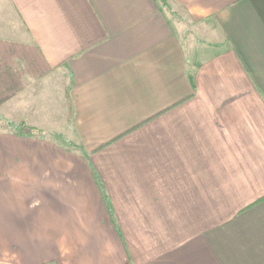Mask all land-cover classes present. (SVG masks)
<instances>
[{
	"label": "crops",
	"instance_id": "1",
	"mask_svg": "<svg viewBox=\"0 0 264 264\" xmlns=\"http://www.w3.org/2000/svg\"><path fill=\"white\" fill-rule=\"evenodd\" d=\"M169 2L4 1L0 262L264 264V0Z\"/></svg>",
	"mask_w": 264,
	"mask_h": 264
},
{
	"label": "trees",
	"instance_id": "2",
	"mask_svg": "<svg viewBox=\"0 0 264 264\" xmlns=\"http://www.w3.org/2000/svg\"><path fill=\"white\" fill-rule=\"evenodd\" d=\"M163 1L166 3V0H162V2ZM21 58L23 59L24 65L16 66V63H19ZM44 64L40 52L36 51L34 45L0 38V85L6 84L8 80H16L18 84L12 87H6V85L0 87V99L8 97L24 87L23 79H21L22 75L29 72L34 76H39L48 71L49 67H46ZM0 115L6 122L8 121L14 127L18 128L24 125L23 122H16L8 119L2 114ZM21 130L25 133H31L33 128L27 126L25 129ZM107 208L111 211L109 203Z\"/></svg>",
	"mask_w": 264,
	"mask_h": 264
},
{
	"label": "rangeland",
	"instance_id": "3",
	"mask_svg": "<svg viewBox=\"0 0 264 264\" xmlns=\"http://www.w3.org/2000/svg\"><path fill=\"white\" fill-rule=\"evenodd\" d=\"M4 1L5 0H0V9H2V12H6L7 11V9H8V5H4L3 3H4ZM160 3L163 5V6H165V8L168 10V11H170L173 15H176L177 17H181L182 18V20L184 21V20H186L184 17H182V16H180V14L177 12V9L174 7V6H172L171 5V3L169 2V0H166V3H164V1L162 2V0H160ZM191 24V22L190 23H188V25H190ZM192 31V30H191ZM190 31V32H191ZM192 33V32H191ZM197 36V35H196ZM199 40H200V38H199ZM23 59L21 58V60H20V62L19 63H16V66H23L24 65V62L22 61ZM25 75L26 74H24V75H22L21 76V79H23V83H25L24 82V78H25ZM18 83H19V80H18ZM6 85V87H12V86H17L18 84H17V81L16 80H14V81H9L8 80V82L6 83V84H1L0 85V87H3V86H5ZM14 94V93H13ZM11 95H9L8 97H10ZM8 97H6V98H8ZM6 98H2V99H0V102L2 101V100H4V99H6ZM0 114H2V113H0ZM3 115V114H2ZM0 118L2 119V117H1V115H0ZM9 119V118H8ZM11 120V119H10ZM14 121V120H13ZM7 127H8V129L10 128V129H14V130H18V131H20L21 129H23L21 126L20 127H14L13 125H11L8 121H7ZM50 135H52L51 133H50ZM0 264H5V263H3V262H0Z\"/></svg>",
	"mask_w": 264,
	"mask_h": 264
}]
</instances>
